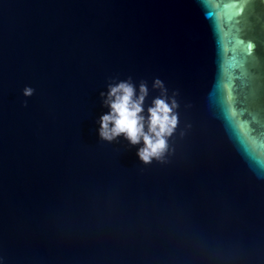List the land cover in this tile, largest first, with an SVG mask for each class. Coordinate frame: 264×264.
Instances as JSON below:
<instances>
[{"label":"water","instance_id":"obj_1","mask_svg":"<svg viewBox=\"0 0 264 264\" xmlns=\"http://www.w3.org/2000/svg\"><path fill=\"white\" fill-rule=\"evenodd\" d=\"M129 78L163 162L99 139ZM0 264H264V0H0Z\"/></svg>","mask_w":264,"mask_h":264},{"label":"clouds","instance_id":"obj_2","mask_svg":"<svg viewBox=\"0 0 264 264\" xmlns=\"http://www.w3.org/2000/svg\"><path fill=\"white\" fill-rule=\"evenodd\" d=\"M152 89L159 90V95L152 98L147 108L149 88L144 81L139 85L130 78L113 81L100 93L102 105L108 111L97 121L99 139L112 143L123 137L129 147L142 145L136 153L142 165L164 161L169 152V140L179 123L175 95H168L160 79L153 81ZM33 92L34 89L26 87L22 94L30 97Z\"/></svg>","mask_w":264,"mask_h":264}]
</instances>
